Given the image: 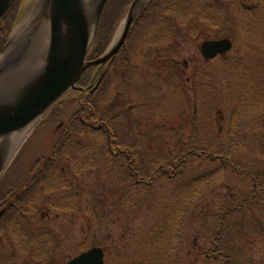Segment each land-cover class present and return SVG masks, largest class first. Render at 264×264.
I'll return each instance as SVG.
<instances>
[{
  "label": "rangeland",
  "instance_id": "374dc122",
  "mask_svg": "<svg viewBox=\"0 0 264 264\" xmlns=\"http://www.w3.org/2000/svg\"><path fill=\"white\" fill-rule=\"evenodd\" d=\"M132 1H107L108 7H104L106 11L102 12L101 23L99 19L101 33L98 34V41L106 44L99 54H94L93 59L88 58L89 53L98 48L95 42L98 23L87 59L98 58L112 44ZM207 1L208 5L200 7V16L203 17L201 14L204 13L208 16L210 9L213 22L202 18L192 19L195 16L190 18L187 15L184 17L187 23L181 25L172 21L176 19L173 14L171 16L174 18L165 13V18L173 22L170 42L157 45L154 48L155 57L148 53L141 62H122L123 57L130 53L134 41L148 32L151 20L144 18L137 24L131 41L127 43L128 50L117 62L92 71L84 83H79L84 86L82 90L66 92L62 96L63 104L58 102L51 106L47 113L23 129L26 134L21 140L19 138V141L12 142V150H9L7 143H0V173L3 172L0 175V264H9L12 259L17 260V264H64L94 246L103 249L105 264H161L164 260L170 261L167 264H201L202 253L212 246L216 229L221 236L219 246L230 252L227 264H264V105L255 112L251 110L244 121L234 122L229 127L231 129H227L224 115L227 108L230 110L228 93H225L223 82L219 79L221 69H233L235 65L232 63L239 61L244 64L247 58L255 54L243 52L244 48H249L247 44L254 52L261 51L262 46L253 40L246 44L239 29L234 26L235 8L232 5H239V0ZM241 1L248 6L255 4V0ZM157 2L156 14L162 10L164 12L168 0ZM36 4L37 0H16L12 12L1 20L0 33L5 42L0 55L9 50L14 42L10 44L15 30L28 22ZM104 19L105 23H113L106 33L102 29ZM36 28L37 25L31 29L33 41L37 36ZM223 36L232 40L233 47L218 57L216 62H206L199 52L200 43L207 38ZM16 55H19V51ZM109 65L111 69L106 73ZM257 73L260 82L264 83V62ZM208 79L214 80V83L209 84ZM95 85L96 90L90 92ZM235 87L231 88L232 92ZM93 100L95 106L90 104ZM58 108H61V113L50 115ZM76 114H81L82 122L76 118L74 122H78L77 127L64 134ZM95 115L110 119L112 134H116L113 138L121 143L125 155L120 156L117 152L116 159L111 160L110 152L105 151V143L101 142L96 149L98 154L94 163L91 162L87 169L76 172L71 167L59 165L53 174L56 165L51 167L48 162L45 166V162L60 138L67 140L64 149L62 147V157L68 156L73 145H80L92 138L101 139V136L94 135L99 133L90 130L106 125L91 118ZM12 134L0 138L7 139ZM207 138L211 144L222 142L228 145V141L232 140L236 152H231L230 161L242 174L230 171L215 173L214 167L206 160L193 156L185 159L184 165L171 176L157 175L153 181L145 179L139 170L141 167L146 169L149 162L166 157L180 147L193 143L198 145ZM235 141L237 145H234ZM127 146L135 150L132 152L137 158L126 156L131 152V149H124ZM5 163L8 167L2 171ZM136 164L138 167H135ZM241 169L248 173L251 170L250 173L256 178L254 187ZM60 170L65 183L70 185V190L61 187V194H75L77 205L74 208L71 205L63 209L50 208L47 204L49 198H55L60 193L54 186L51 188L52 182L49 183L48 178L52 174V178L59 176ZM125 171L143 178V182L140 185L132 183ZM204 174V183L197 191L200 196L193 199L179 220L174 219L182 223L178 239L176 237L179 243L170 245L172 249L164 254L147 252L142 259L141 244L156 228L157 222L168 227L161 209L169 199H173L188 177ZM138 186L140 188H134ZM260 186L262 189L258 190ZM22 189L26 191L25 196ZM20 195L24 198H20ZM13 196L19 197L16 202L19 206L14 209L9 207L14 201ZM3 207L8 209L2 210ZM17 209L21 211L15 213ZM3 216L5 219L1 220ZM14 218L21 223L16 227L46 236L50 250L48 255L38 257L35 254L37 247L28 238L25 244L20 245L26 257L16 256L19 242L14 241L11 228H6ZM160 242L163 245L159 246V250L163 247L166 250L164 240ZM153 248L156 249L155 246ZM220 260L217 254L205 264H219Z\"/></svg>",
  "mask_w": 264,
  "mask_h": 264
},
{
  "label": "trees",
  "instance_id": "16d2710c",
  "mask_svg": "<svg viewBox=\"0 0 264 264\" xmlns=\"http://www.w3.org/2000/svg\"><path fill=\"white\" fill-rule=\"evenodd\" d=\"M207 0H168L166 2V9L164 12H158L156 14V9H157V0H150L139 12L137 17L134 20L133 28L131 27L128 37L123 44L122 48L119 50L117 55L111 60L110 63H115L117 62L118 58L123 56V52L128 48L126 47L127 43L131 41V37L134 34L137 24L145 18L146 20L150 18L151 22L150 27L148 28V32L144 34L139 40L136 42L134 41V45L130 47V53L127 54L126 56L123 57L122 62H128V63H134V62H141L143 59H146L148 53L153 57H155L154 53V48L157 45L161 44H168L170 41H168L171 37L173 36V30H172V24L173 22L167 20V14L171 16L172 14L175 16L176 19L172 20L176 24L179 22V24L185 25L186 19L184 17H187L189 15L190 18L192 19H203L207 21H211L212 17L210 16V9L208 10V16L204 14L203 17L200 16V7L201 6H206L208 5ZM249 2H252L254 0H247ZM156 2V3H155ZM239 5L233 4L235 8L234 15V26L239 29L240 35L243 37L245 40V43L247 44L250 40L253 41H258L261 46L262 50L259 52H254L255 50L252 51L250 48V44H247L249 48H244L245 50L243 52L252 54L253 56L250 58H247V61L245 60L244 64L239 63V61H235L236 63H232L233 66L235 65V68H226L221 69V73L219 76L220 82H223V88H225V93L227 91L228 93V102H229V108L230 110H226V114L224 115V124L227 126V129L229 128L230 125H232L234 122H242L247 118L248 114L251 110L255 112V109L260 110L264 105V83L263 81L260 82V79L258 78V69L261 65V63L264 62V0H255L254 5H245L241 0L238 1ZM16 4V0L11 4V6L8 8L6 13L2 16L1 20L7 16L9 12H12L14 5ZM106 7H108V3L106 4ZM105 7V8H106ZM106 11V9L103 10ZM156 14V15H155ZM159 15V16H158ZM12 16V15H11ZM102 16L100 19V23L102 21ZM166 17V18H165ZM173 17V16H171ZM199 17V18H197ZM165 18V20H164ZM174 18V17H173ZM231 18V19H233ZM178 19V20H177ZM215 19V18H214ZM0 20V23H1ZM99 23L97 35H96V40L95 42L98 43V48L94 49L91 53H89V59H93L94 54H99L101 50H103L106 42L104 41H98L100 39V36L98 34L101 33V26ZM110 24V25H109ZM113 23H105V19L102 23V29H104L103 33L108 32L110 27L112 26ZM107 29V30H106ZM156 29V30H155ZM155 30V31H154ZM160 30V31H159ZM154 31V33H153ZM0 49L5 42V38L2 39L1 33H0ZM220 58V57H219ZM128 59V60H126ZM148 60V59H147ZM218 59L214 58L212 60H208L206 62H211L214 63ZM109 63V64H110ZM232 66V67H233ZM221 67V66H220ZM94 68L88 70L86 72V75L81 79V81H84L88 75L93 71ZM111 65L108 66L106 73L110 71ZM201 73V71H200ZM232 79H234V82H231ZM106 80V79H105ZM210 81V82H209ZM209 84H213L214 80L208 79ZM236 85L235 89L233 92L231 91V88ZM101 100V97L100 99ZM61 101H59L60 103ZM62 103V102H61ZM58 104V103H57ZM63 104V103H62ZM90 104L92 106H95V100L91 101ZM57 108V107H56ZM226 109V107H225ZM61 113V108L56 109L55 111L53 110L50 115L55 116ZM79 122L82 118L81 114H76L73 116V121L68 124L67 129L65 130L64 134L70 130H72L74 127H77V123L74 122L77 119ZM90 118V117H89ZM92 119L95 121H101L103 124L106 125H99V128H91L90 130L93 131L92 133H99V134H94L101 136L100 140H94V138L90 139L88 142L81 143L80 145H73L71 151L68 153L67 157H62L63 149H64V143L67 141L65 138H60L57 142V145L55 144L53 151L51 152V155L47 157V160L45 162V166L48 162L51 163L54 166L53 174L57 171L59 165L60 166H65V167H71L74 169V171L79 172L82 169H87L91 162L94 163V159H96V155L98 154L96 152V149L100 145L101 142L105 143V146H103L106 150V152H110L112 159H116V153L118 155L123 156V147L120 145L121 143L116 139L113 138L116 136V134L113 133V129L111 125L110 119H101L100 116L95 115L91 116ZM241 127V126H239ZM238 131V128H237ZM109 133V134H108ZM65 139V140H64ZM232 141V140H231ZM231 141H228V145L223 144L222 142H214L210 143V141L207 139H203V143H200L198 145L193 144H187L183 147L178 148L171 154L167 155L166 157H161L157 160H154L152 162H149L147 164V168L144 169L141 167V173L144 175V178L147 180L153 181L154 178L157 175H168L171 176V173H175L177 168L181 167L184 165L185 159L189 158L190 156L194 157H200L206 160L210 165H212L213 170H215V173H223L224 171H230L236 174H242L239 171V168L236 166V164L233 161H230L231 159V152H236L234 150V146L231 144ZM234 145H237L236 141ZM57 146V147H56ZM63 147V149H62ZM128 147V146H127ZM124 149H131L130 154L126 153V156L137 158L135 154H133L132 148H124ZM135 151V150H134ZM105 154V153H104ZM106 155V154H105ZM126 158V157H125ZM65 163H61L64 162ZM216 166V168H215ZM135 167H138V164L135 165ZM134 167V168H135ZM62 168V167H61ZM60 168V169H61ZM212 170V171H213ZM244 173H246V177L248 180H251L252 187H254L255 184V177L252 175L253 173L247 170L241 169ZM61 173H59V176L52 178L54 175L52 174L49 178L48 181L49 183L52 182L51 188H57L60 193L57 194V196L54 198H49L48 200V205L50 208L56 207L57 209H63L67 208L68 206L71 205L72 208H74L77 203L75 201V194H72L73 192H62L61 194V187L66 190H70V185H67L65 183L63 177V173L60 170ZM126 176L129 177L132 181V183H135L137 185H140L143 178H140L138 175H134L133 173L130 174L128 171L126 172ZM146 176V177H145ZM204 175L201 176H195V177H188L183 186L181 185L182 188H178L177 192L172 196L173 199L167 198V203L164 205L163 210L161 209V212H164V219L168 224V227L163 226L162 222H157L156 228L150 233V235L147 236V240L144 241L140 247L142 254L141 257L142 259L144 258L142 255L146 254L147 252H154L157 254H164L166 251H170L172 248H169L170 245H174L176 243H179L178 239V232L179 230L181 231L182 223L180 222H175L174 219L175 217L179 220L181 218L183 212L187 210V207L192 203L193 199L197 198L200 196L197 191L199 188L203 185L204 183ZM246 178V179H247ZM35 179H38V175H36ZM50 179V180H49ZM249 182V181H248ZM133 185V184H132ZM261 185V184H260ZM60 187V188H59ZM134 188H140L134 187ZM255 189V188H254ZM261 186L258 188V190H261ZM39 190V189H38ZM42 193H44V190L40 188ZM257 190V189H255ZM133 191V190H132ZM22 195L25 196L26 191L24 192V189H22ZM46 195V194H43ZM24 196L20 195V198H24ZM14 201L11 203L9 206L10 208L13 207V209L18 207L19 205H16V202L18 201L17 198L18 196H13ZM165 201V202H166ZM8 209V208H7ZM5 209V210H7ZM18 211H21L20 209H17L15 213ZM168 211V213H167ZM165 213H167V216L165 217ZM16 215V214H15ZM5 219L3 216L1 220ZM176 219V220H177ZM11 222H12V227H11ZM6 228L10 229L11 228V235L15 236L14 241L19 242V248H17L16 256H25V251L23 250V246H20L22 244H25L26 241L30 239L31 243L34 244L36 248L35 254L38 257H43L45 255H48L47 253L50 251L48 250V245L49 243L46 242V234L44 235L45 237L39 236L37 233L38 232H29L26 229L23 228H18L16 225L21 226V223H19V220L17 218H14ZM171 222L173 223V227H171ZM2 225L5 228V222L2 221ZM165 229V230H164ZM172 229V230H171ZM168 231V232H167ZM44 234V232H43ZM42 237V238H41ZM177 237V239H176ZM180 237V236H179ZM29 238V239H28ZM32 238V239H31ZM221 236L218 234V229H216L213 233L212 237V246L205 248L203 253H202V262L205 263L209 259L217 257V254L219 257H221L220 263L219 264H227L228 263V256H229V251L224 250L221 246H219V239ZM160 240H164L166 246V250H159V246L163 245ZM37 241V242H36ZM155 246L156 249L153 248ZM145 248V249H143ZM143 249V250H142ZM169 249V250H168ZM148 250V251H147ZM6 252V251H5ZM29 254V253H28ZM163 256V255H162ZM12 259V258H8ZM14 260V261H13ZM2 259L0 258V262ZM164 262L167 264L170 262L169 260H164ZM164 262H161V264H165ZM17 264L18 261L15 259H12V261L9 262V264ZM122 264V263H121ZM137 264V263H136Z\"/></svg>",
  "mask_w": 264,
  "mask_h": 264
},
{
  "label": "water",
  "instance_id": "95a60500",
  "mask_svg": "<svg viewBox=\"0 0 264 264\" xmlns=\"http://www.w3.org/2000/svg\"><path fill=\"white\" fill-rule=\"evenodd\" d=\"M14 0H0V18ZM147 0H133L124 18L120 31L112 44L98 58L87 60L86 55L95 36L99 19L107 0H94L95 10L88 13L90 26L83 22L75 0H45L49 14L50 36L46 45L42 73L30 82L22 91L12 95L6 105L0 106V137L23 130L35 122L40 116L71 89H77L76 81L91 67L100 66L110 60L123 44L130 25L136 14ZM90 8H93V7ZM37 21V20H36ZM88 21V20H87ZM66 31L69 43L62 48L60 31ZM231 48V42L224 38L208 40L201 44L200 52L204 58H213ZM65 264H104L103 251L93 247Z\"/></svg>",
  "mask_w": 264,
  "mask_h": 264
},
{
  "label": "bare ground",
  "instance_id": "6f19581e",
  "mask_svg": "<svg viewBox=\"0 0 264 264\" xmlns=\"http://www.w3.org/2000/svg\"><path fill=\"white\" fill-rule=\"evenodd\" d=\"M75 2L80 10L83 22L86 21L87 25H89L90 19L88 13L90 10L91 12L95 10L94 6H92L94 0H75ZM91 6L93 8H90ZM45 12L49 14V9L45 5V0H37L31 18L26 24L17 27L15 33L11 37L10 44L14 41L10 45L11 47H9L7 52H3L0 55L1 107L11 100L12 95H15L18 91H22L25 86L38 78L42 73V69H44V58L47 53L46 45L49 43L48 39L50 36L49 18L45 20ZM34 20L37 21L31 23V21ZM36 25L38 26L35 31L37 36L35 41H33V39H31V34H33L31 29ZM59 38L61 47H66L70 41L67 32L64 30L60 31ZM17 51H19V55H16ZM14 56L17 57L15 58ZM25 134L26 132L22 130L18 134H12L7 139L0 138V140H5L0 143H7L10 146L9 150H12L14 148L11 147L12 142L19 141V138L21 140ZM6 167H8V165L6 163L3 164L2 171L6 169ZM2 173H0V175H2Z\"/></svg>",
  "mask_w": 264,
  "mask_h": 264
},
{
  "label": "flooded vegetation",
  "instance_id": "af4514ba",
  "mask_svg": "<svg viewBox=\"0 0 264 264\" xmlns=\"http://www.w3.org/2000/svg\"><path fill=\"white\" fill-rule=\"evenodd\" d=\"M7 203V202H6Z\"/></svg>",
  "mask_w": 264,
  "mask_h": 264
}]
</instances>
